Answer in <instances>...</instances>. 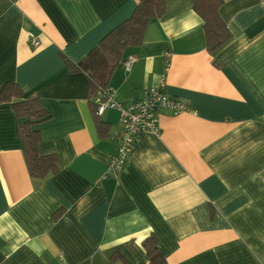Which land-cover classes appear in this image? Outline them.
Returning a JSON list of instances; mask_svg holds the SVG:
<instances>
[{
	"label": "crops",
	"instance_id": "1",
	"mask_svg": "<svg viewBox=\"0 0 264 264\" xmlns=\"http://www.w3.org/2000/svg\"><path fill=\"white\" fill-rule=\"evenodd\" d=\"M136 5L0 0V84L39 99L49 116L33 128L39 153L59 168L29 176L11 104L0 103V264H149L152 235L165 264H264V0H223L231 38L212 54L192 1L165 0L108 86L131 103L163 82L187 110H161L159 132L142 134L111 176L119 114L99 117L109 127L99 138L87 75L60 55L80 62Z\"/></svg>",
	"mask_w": 264,
	"mask_h": 264
},
{
	"label": "trees",
	"instance_id": "2",
	"mask_svg": "<svg viewBox=\"0 0 264 264\" xmlns=\"http://www.w3.org/2000/svg\"><path fill=\"white\" fill-rule=\"evenodd\" d=\"M194 12L203 21L205 46L212 54L227 41L231 34L219 16V7L223 0H191ZM165 10V0H137V5L129 19L111 30L80 62L73 63L64 55L61 60L70 73L83 72L88 78V97L92 101L101 90L108 87L109 80L116 69L124 50L128 47L141 46L144 34L151 22L159 19ZM22 93L18 85L7 82L0 84V103H10L17 120V135L22 140V153L29 176L32 179L43 180L48 175L59 172L56 155H40L39 143L41 136L34 126L49 119L37 97L21 99ZM93 105V103L91 102ZM96 105H93L95 114ZM95 128L99 138L108 135L109 127L99 117L94 116ZM61 213L53 215L57 219ZM142 246L149 258V264H165V259L158 250L155 236L146 239ZM116 260V256L111 257Z\"/></svg>",
	"mask_w": 264,
	"mask_h": 264
},
{
	"label": "built area",
	"instance_id": "3",
	"mask_svg": "<svg viewBox=\"0 0 264 264\" xmlns=\"http://www.w3.org/2000/svg\"><path fill=\"white\" fill-rule=\"evenodd\" d=\"M30 45L37 48L39 42L30 36ZM164 57L167 59L169 53L165 52ZM134 62L133 56L123 60V70L128 72ZM93 101H95L97 117L108 109L116 110L119 114L120 129L116 134L118 149L117 153L111 157L107 170V175L111 176L121 171L142 134L159 132L157 116L161 110H167L173 115L187 110L182 102L165 95L163 82L155 87L144 89L142 98L131 103L119 102L117 93L109 86L101 90Z\"/></svg>",
	"mask_w": 264,
	"mask_h": 264
}]
</instances>
